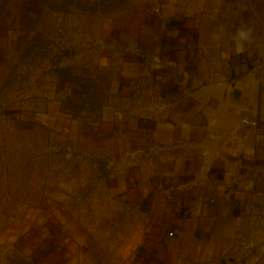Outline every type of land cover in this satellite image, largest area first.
Returning <instances> with one entry per match:
<instances>
[{"label": "crops", "instance_id": "crops-1", "mask_svg": "<svg viewBox=\"0 0 264 264\" xmlns=\"http://www.w3.org/2000/svg\"><path fill=\"white\" fill-rule=\"evenodd\" d=\"M17 1L0 0V22H14L11 44L23 37L28 47L38 35L45 42L41 58L17 61L2 85L17 67L23 114L45 128L89 133L99 180L89 185L90 199L100 190L106 200L84 209L42 189L37 206H24L23 217L0 230V264H203L235 253L246 239L256 247L241 264H264V7L254 12L262 19L257 31H238L217 21L222 15L210 0L13 15ZM26 14L30 29L20 25ZM57 69H69L71 80L62 84ZM148 73L168 100L155 117L133 103ZM245 89L258 95L257 138L224 148L221 106ZM76 98L87 100L81 110H92L90 121L66 107ZM102 227L132 244L130 253L112 260L101 252Z\"/></svg>", "mask_w": 264, "mask_h": 264}, {"label": "rangeland", "instance_id": "rangeland-1", "mask_svg": "<svg viewBox=\"0 0 264 264\" xmlns=\"http://www.w3.org/2000/svg\"><path fill=\"white\" fill-rule=\"evenodd\" d=\"M97 1L92 0V3ZM135 1L103 0L101 6L104 12L124 11L130 9ZM74 2L75 0H64L61 3H58V0H45L43 7L69 8ZM92 3L89 4L90 7L93 6ZM35 5L33 0H20L11 6L10 13H28ZM210 5L220 10L222 16L217 21L226 28L257 31L261 26L262 19H257L254 12L261 13L264 0H210ZM20 25L23 29H30L35 24L31 20L23 19ZM13 26L11 18L0 22V230H7L13 226L15 220L23 217L24 206H37L40 192L45 188L48 198L70 205L80 200L84 209L91 205L104 206L103 202L106 200L105 195L98 189L95 199H90L93 190L89 185L99 183V180H95L92 175L93 168L89 157L92 149L87 146L89 133L78 137L71 131L60 132L51 127L45 128L32 117L23 114L26 111L22 109L25 102L22 92L24 79L16 75L17 67L14 68V76L2 85L8 70L12 65H16L17 61L41 58L39 48L24 57L29 43L26 38H16L17 45L11 44L13 40L9 39L7 31L13 29ZM82 91L87 92L88 87ZM71 101L77 106L82 104L83 99L76 98ZM82 107L76 110H81ZM91 111L85 110L82 113L81 110L79 117L88 122L94 116ZM103 163L106 164L107 161ZM88 176H92L91 181L87 179ZM81 212L86 214V211H80V215ZM107 230L100 228L102 242L97 246L101 248V252L106 253L107 257L116 256L112 260H119L128 255L132 244L116 241Z\"/></svg>", "mask_w": 264, "mask_h": 264}, {"label": "water", "instance_id": "water-1", "mask_svg": "<svg viewBox=\"0 0 264 264\" xmlns=\"http://www.w3.org/2000/svg\"><path fill=\"white\" fill-rule=\"evenodd\" d=\"M219 116L225 124L224 148L253 142L258 129V95L243 90L237 101L222 104Z\"/></svg>", "mask_w": 264, "mask_h": 264}, {"label": "built area", "instance_id": "built-area-1", "mask_svg": "<svg viewBox=\"0 0 264 264\" xmlns=\"http://www.w3.org/2000/svg\"><path fill=\"white\" fill-rule=\"evenodd\" d=\"M133 103L144 117L159 116L168 107V100L156 91L149 73L145 74L144 78L137 84ZM255 247L256 243L253 240H242L235 253L220 260L203 264H241L242 260L249 258L253 254Z\"/></svg>", "mask_w": 264, "mask_h": 264}, {"label": "trees", "instance_id": "trees-1", "mask_svg": "<svg viewBox=\"0 0 264 264\" xmlns=\"http://www.w3.org/2000/svg\"><path fill=\"white\" fill-rule=\"evenodd\" d=\"M36 2V5L34 6L33 10H30L29 9V12L28 13H35V14H38L40 15L41 12L44 10L45 7H43V4H44V1L45 0H33ZM56 1V0H55ZM64 0H60L58 3H61L63 2ZM103 0H98L97 2H94L92 3V0H86L85 2H82V0H75L74 2V5L80 9V10H83V11H86V12H90V13H96V12H102V13H105L102 9V4ZM58 3H56V5H59ZM82 3H85V4H82ZM93 4V6H89V4ZM66 9V6L64 7H53V9ZM25 19H28V20H31L34 22L33 19H31L27 14H26V18ZM44 42H45V39L41 36V35H38L33 41L32 43L26 48L25 52H24V57L29 54L30 52L32 51H35L37 50L38 48H42L44 46ZM56 72L58 73L59 77H60V80H61V83L63 84L64 82H66L67 80H71L70 76L72 75L71 71L69 69H57ZM82 90H87V86H83L82 87ZM87 104V100L86 99H83V102L82 104H77V106H75L73 104L72 101H68L66 103V107H68L71 111H72V116L75 118V117H79V113L77 112L76 108L78 109V107H84V105Z\"/></svg>", "mask_w": 264, "mask_h": 264}]
</instances>
